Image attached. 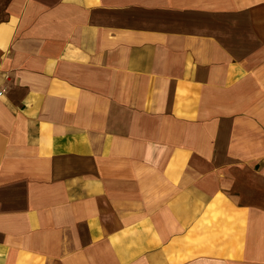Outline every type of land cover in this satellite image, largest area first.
<instances>
[{
	"label": "crops",
	"instance_id": "crops-1",
	"mask_svg": "<svg viewBox=\"0 0 264 264\" xmlns=\"http://www.w3.org/2000/svg\"><path fill=\"white\" fill-rule=\"evenodd\" d=\"M0 264H264V0H0Z\"/></svg>",
	"mask_w": 264,
	"mask_h": 264
},
{
	"label": "built area",
	"instance_id": "built-area-1",
	"mask_svg": "<svg viewBox=\"0 0 264 264\" xmlns=\"http://www.w3.org/2000/svg\"><path fill=\"white\" fill-rule=\"evenodd\" d=\"M4 87H0V98L4 95Z\"/></svg>",
	"mask_w": 264,
	"mask_h": 264
}]
</instances>
